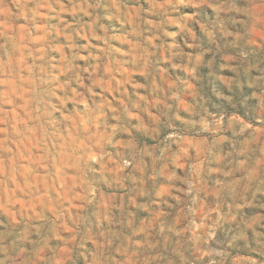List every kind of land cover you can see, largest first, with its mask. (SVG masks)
<instances>
[{"label": "clouds", "instance_id": "1", "mask_svg": "<svg viewBox=\"0 0 264 264\" xmlns=\"http://www.w3.org/2000/svg\"><path fill=\"white\" fill-rule=\"evenodd\" d=\"M0 264H264V0H0Z\"/></svg>", "mask_w": 264, "mask_h": 264}]
</instances>
